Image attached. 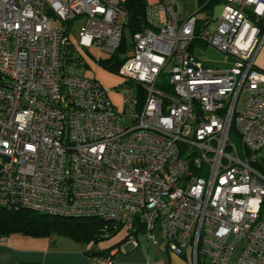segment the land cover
Here are the masks:
<instances>
[{
	"label": "built area",
	"instance_id": "obj_1",
	"mask_svg": "<svg viewBox=\"0 0 264 264\" xmlns=\"http://www.w3.org/2000/svg\"><path fill=\"white\" fill-rule=\"evenodd\" d=\"M124 2L0 0V208L98 218L133 247L138 231L158 234L193 264H264V0H221L214 31L173 0L147 4L111 90L118 111L74 72V45L111 57ZM79 17L75 37L52 25ZM70 42L74 62L63 65ZM205 49L223 61L204 65ZM112 263L109 251L93 264Z\"/></svg>",
	"mask_w": 264,
	"mask_h": 264
},
{
	"label": "trees",
	"instance_id": "obj_2",
	"mask_svg": "<svg viewBox=\"0 0 264 264\" xmlns=\"http://www.w3.org/2000/svg\"><path fill=\"white\" fill-rule=\"evenodd\" d=\"M220 2L221 0H200V11H211ZM122 6L126 11L127 19L120 47L108 59L98 61L106 70L117 74L125 61L124 56L129 45L126 41L127 36L132 39L133 35L146 27V0H125ZM70 45L68 44L65 49L63 65H69L74 61ZM158 87L164 89L161 85ZM257 169L264 172L262 162L257 166ZM120 230L121 227L116 229L112 224L98 218H60L23 209L7 211L0 208V238H8L14 234L31 237H49L51 234H58L68 237L80 245L93 243L94 248L86 251L85 254L94 259L102 257L110 251L109 249H99L98 243L114 237Z\"/></svg>",
	"mask_w": 264,
	"mask_h": 264
},
{
	"label": "crops",
	"instance_id": "obj_3",
	"mask_svg": "<svg viewBox=\"0 0 264 264\" xmlns=\"http://www.w3.org/2000/svg\"><path fill=\"white\" fill-rule=\"evenodd\" d=\"M157 1L146 0V4ZM173 2L176 12L181 16L197 13L199 17V13L202 12L200 11V0H173ZM255 65L259 71L264 73V42L255 57ZM262 166L264 168L263 164ZM51 243L53 244L52 241ZM137 243V247H133L125 239L121 243L122 247L108 248L113 254L112 264H193L189 250H186L182 256L172 254L158 234H155L152 241L141 231L137 235ZM50 246L40 249H23L2 244L0 241V264H93L95 261L94 258L85 254L86 251H63ZM198 264H204V260L200 259Z\"/></svg>",
	"mask_w": 264,
	"mask_h": 264
},
{
	"label": "rangeland",
	"instance_id": "obj_4",
	"mask_svg": "<svg viewBox=\"0 0 264 264\" xmlns=\"http://www.w3.org/2000/svg\"><path fill=\"white\" fill-rule=\"evenodd\" d=\"M221 4V5H220ZM214 7V9L210 12V10H204L199 13V18L202 19L205 16L210 17V20H212L209 25L208 29L211 31H214V29L218 26V20L217 17L220 14L222 10V3H220ZM85 23V18L79 17L73 22L68 24L59 23L55 19L52 21L53 26H58L60 28H70L73 36L75 37L77 35V32L79 31L80 27L83 26ZM127 44L130 43L131 39L127 36L126 38ZM70 48L73 50L72 55H75L77 53L78 57L80 58L81 65L75 64L74 65V72L77 74H81L88 78H93L97 80L106 90L109 91V98L111 99L114 107L116 110L121 111L122 110V104L120 97L117 93L112 92L111 90L114 87H119L123 84V78L115 73V72H109L104 67H102L98 61H103L109 58V56L102 52L97 47H92L87 50H83L80 48H77L76 45L70 42ZM75 57V56H74ZM72 56V58H74ZM201 59L207 60L209 62L204 61V65H211V62L216 63L218 61H223V58L220 54H217L211 49H205V53L200 55ZM74 62V61H73ZM160 80L164 83H169V75L162 74ZM231 142L236 146L239 147L240 142L238 139L237 134L235 131H232L230 136ZM262 164L264 165V151L261 155ZM3 238V237H1ZM125 240V230L121 229L114 237L99 242L98 247L100 249H108V248H119L122 247L121 243ZM53 242V244L51 243ZM127 242V241H126ZM2 244L5 245H11L16 248V246L23 248V249H40L44 247H49L50 244L57 250H63V251H72V250H83V251H90L94 248V244L90 243L88 245H80L72 241L70 238L65 236H60L58 234H51L49 237H31V236H23L19 234L10 235L8 238H6L4 241H2ZM50 246V247H52ZM52 247V248H53Z\"/></svg>",
	"mask_w": 264,
	"mask_h": 264
}]
</instances>
